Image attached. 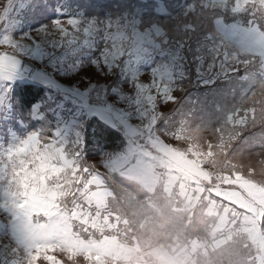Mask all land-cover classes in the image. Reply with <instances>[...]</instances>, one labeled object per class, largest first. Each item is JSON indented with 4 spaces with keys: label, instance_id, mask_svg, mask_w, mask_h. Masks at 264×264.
<instances>
[{
    "label": "snow or ice",
    "instance_id": "snow-or-ice-1",
    "mask_svg": "<svg viewBox=\"0 0 264 264\" xmlns=\"http://www.w3.org/2000/svg\"><path fill=\"white\" fill-rule=\"evenodd\" d=\"M106 7L0 2V264H73L82 241L71 221L102 180L88 157L98 153L101 166L132 171L140 142L169 118L161 106L178 105L190 87L220 81L226 93L216 96L240 95L221 123L243 111L241 124L251 112L257 127L256 113L264 115V0ZM204 102L186 99L179 115L195 116ZM49 116L55 127L21 132ZM117 134L120 144L109 148ZM100 259L89 248L86 260Z\"/></svg>",
    "mask_w": 264,
    "mask_h": 264
},
{
    "label": "rangeland",
    "instance_id": "rangeland-1",
    "mask_svg": "<svg viewBox=\"0 0 264 264\" xmlns=\"http://www.w3.org/2000/svg\"><path fill=\"white\" fill-rule=\"evenodd\" d=\"M73 0H59L62 6L66 7L69 5L71 8H75L76 3ZM84 1V0H81ZM2 2V0H0ZM58 0H52L53 4H56ZM71 3V4H69ZM79 5V4H76ZM100 12V9H96ZM55 15V13H53ZM216 86L213 90L212 88ZM227 85L224 82L218 81L215 85L208 87H190L187 91L186 97H182L178 105L175 106H161L160 112L170 114L166 121H161V127L152 132L151 141L142 140L140 143H145V147L157 148L159 144L164 145L172 144L178 151L186 154L185 156L193 161L199 160L202 162L204 167H207L213 174L218 173L224 177L231 176L232 178L238 177V181H254L264 186V135L260 133H250L253 128V115L251 112L247 113V126L241 124V119L244 118L245 113L241 111L239 114H234L235 119L230 120L228 123H220L214 127H210L206 124L200 125L195 122L194 116L189 114L186 118H182L179 113L187 107L186 99L195 100L199 97L201 100V91L210 92L212 99L216 97V93H226ZM178 96H182V93H176ZM222 97V96H221ZM207 99L210 98V94H207ZM219 106V117L224 118L225 112L224 107H230L235 102L240 101V97L236 100L231 96L227 102L224 98L218 100ZM228 103V104H227ZM175 108V111L173 110ZM200 110V108H198ZM264 115L259 112L256 113V123L258 121L263 122ZM220 121V122H221ZM163 149L169 151V148L164 145ZM244 149V150H242ZM89 167H96L102 169L101 161L98 156L89 158ZM242 178V179H241ZM241 181V182H243ZM199 206H195L192 209H187L182 205V202L178 198L171 203L170 209L173 211H187L190 214L194 209ZM86 208H82V215L79 216L78 222L75 226L77 229L81 228V224L92 223L97 219L96 215L87 213ZM91 217V218H90ZM77 220V218L75 219ZM211 227L210 236L212 241L206 246L205 243L198 240L196 237L193 238L188 246L182 247L174 251L161 250V247H153L149 251H145L139 248V246H122V250L109 258L101 257L99 264H180V261L185 259H193L196 252L201 250L202 253H207L208 249L215 250L226 244L229 240L241 237L239 235H232L231 230L238 231L239 229H232V226H227L223 235L229 239L222 238L215 235L212 230V221L208 223ZM264 231V230H263ZM260 253L254 258V262H260L264 264V232L259 235ZM175 249V246L172 247ZM77 259L73 264H91L86 260L88 254L87 249H82L76 252ZM95 253H92L93 256ZM57 256L62 258L64 253L57 252ZM40 264H44L43 261ZM68 264V261H65Z\"/></svg>",
    "mask_w": 264,
    "mask_h": 264
},
{
    "label": "crops",
    "instance_id": "crops-1",
    "mask_svg": "<svg viewBox=\"0 0 264 264\" xmlns=\"http://www.w3.org/2000/svg\"><path fill=\"white\" fill-rule=\"evenodd\" d=\"M71 4V3H69ZM75 5V8L80 5ZM68 9L71 8L69 5ZM195 101V98L193 99ZM40 121V120H37ZM55 127V121H49ZM21 130L23 132L26 128ZM141 144L139 161H132L135 167L132 171L121 172L115 167L103 166L102 169L91 167L102 180L99 183H93L90 186V201L81 200L82 208L88 206L91 215H96L97 219L92 223H83L87 230L93 229L100 232L102 236L99 239H83L77 234L76 224H79L77 218L75 225L71 224V231L74 237L82 241V246L77 250L91 249L94 255L100 257H114L122 250V246L129 247L115 238V229L117 224L126 223V219L117 220L114 212L107 210V203L113 197L111 189L105 181L107 174L118 175L128 182L137 183L148 193H153L158 185L167 196L175 193L176 198L182 202L187 209H192L201 204L204 205L203 213L212 219V230L215 235L229 239L232 235H248L252 229L258 228L262 217L264 216V186L254 181H238L236 178L224 177L217 172L212 173L207 167H204L199 160L190 161L180 150L178 151L172 144H165L169 150L163 149L162 144L157 148L145 147ZM131 167V165H130ZM242 179V178H241ZM175 198V199H176ZM84 205V206H83ZM88 211L87 213H89ZM100 213H99V212ZM227 226H232L231 234L226 237L223 231ZM108 232H101L103 230ZM89 231V230H88ZM262 235L261 232L258 234ZM230 241V240H229ZM261 245V242H260ZM77 254V253H76ZM124 264V262H122Z\"/></svg>",
    "mask_w": 264,
    "mask_h": 264
},
{
    "label": "trees",
    "instance_id": "trees-1",
    "mask_svg": "<svg viewBox=\"0 0 264 264\" xmlns=\"http://www.w3.org/2000/svg\"><path fill=\"white\" fill-rule=\"evenodd\" d=\"M72 2L82 5L87 0H73ZM100 2L107 6L103 11H114L122 0H100ZM44 94L45 90L42 89L36 99L43 98ZM207 94H210L209 99L206 98ZM201 96L205 102L199 106L200 110L198 109L194 120L200 125L206 124L210 127L221 123L219 117V106L221 105L218 100L224 98L228 102L230 96L235 100L240 97L236 93L225 94L222 97L216 96L212 99L211 91H201ZM52 120L49 116L46 121H31L26 128L31 129L40 126L42 123L50 124L49 121ZM262 121L259 120L257 127L253 128L250 133L264 132V119ZM120 142L121 138L117 134L107 142V145L109 148H116ZM95 156H98V153L88 158ZM86 163L90 166L88 161ZM105 181L113 193V197L107 203V209L122 218H126L128 221L126 228L124 225L122 226L125 234L120 236V242L129 246H139L140 249L145 251H149L153 247H161L162 251L166 249L171 252L188 246L195 237L205 243L206 246L212 241L213 238L210 236L211 227L208 224L212 219L203 213V204L196 207L192 214L187 211H173L170 206L176 198L175 193L167 196L161 185H158L154 192L150 194L137 183L128 182L115 174H107ZM75 222L74 219L71 224L75 225ZM88 230L86 231L84 226L81 225L77 232L81 238L86 240L90 238L99 239L102 236L93 229ZM263 230L264 216L259 227L252 229L248 235L230 240L215 250L208 249L207 253L198 250L194 258L188 261L187 264H260L259 261L255 263L254 258L251 259V257L260 253L258 234L259 232L263 233ZM173 246H175V249H172Z\"/></svg>",
    "mask_w": 264,
    "mask_h": 264
}]
</instances>
